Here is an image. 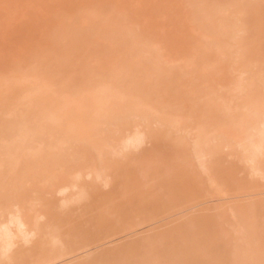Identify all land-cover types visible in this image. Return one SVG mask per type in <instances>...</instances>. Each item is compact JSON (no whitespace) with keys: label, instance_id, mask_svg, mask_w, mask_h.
<instances>
[{"label":"rangeland","instance_id":"rangeland-1","mask_svg":"<svg viewBox=\"0 0 264 264\" xmlns=\"http://www.w3.org/2000/svg\"><path fill=\"white\" fill-rule=\"evenodd\" d=\"M20 121L0 223L44 230L0 264H264V0H0V150Z\"/></svg>","mask_w":264,"mask_h":264},{"label":"bare ground","instance_id":"bare-ground-1","mask_svg":"<svg viewBox=\"0 0 264 264\" xmlns=\"http://www.w3.org/2000/svg\"><path fill=\"white\" fill-rule=\"evenodd\" d=\"M29 90V89H28ZM107 91V90H106ZM109 91V90H108ZM32 92V91H31ZM106 93V92H105ZM105 93L103 92V95L105 96ZM33 94L35 95V93L33 92ZM37 94V93H36ZM99 95H100V93H99ZM102 95V96H103ZM109 93H107V96L109 97ZM97 96V95H96ZM101 96V95H100ZM102 96L101 97H99L101 100H102ZM103 96V97H104ZM107 96L105 97V98H107ZM26 97V96H25ZM29 97V96H28ZM28 97H26V98H28ZM99 98H97V101H99L98 99ZM110 98V97H109ZM122 98V97H121ZM36 99V98H35ZM108 99V98H107ZM106 99V100H107ZM37 100H38V98H37ZM95 100H96V98H95ZM105 100V101H106ZM34 102H35V100H34ZM96 102V101H95ZM101 102H104L103 100L101 101ZM101 102H97V103H101ZM68 103V102H67ZM108 103V102H107ZM90 104V103H89ZM101 104H103V103H101ZM109 104V103H108ZM116 104V103H115ZM39 105V104H38ZM37 104H36V106H38ZM50 105V104H49ZM88 105V104H87ZM99 105V104H98ZM97 106V105H96ZM100 106H103V105H100ZM99 106V107H100ZM133 106V105H132ZM131 106V107H132ZM140 106V105H139ZM70 107V106H69ZM104 107H105V105H104ZM107 107V106H106ZM105 107V108H106ZM38 108H39V106H38ZM54 108L56 109V110H54ZM71 108V107H70ZM101 108V107H100ZM207 108V107H206ZM217 108V107H216ZM40 109V108H39ZM45 109H46V107H45ZM97 109V108H96ZM99 109V108H98ZM102 109H103V111L105 110L104 108H101V111H102ZM47 110V109H46ZM73 110V109H72ZM90 110V109H89ZM112 110H114V109H112ZM129 110V109H128ZM217 110V109H216ZM257 110V109H256ZM49 111V113H47V114H44V115H46L50 120H52V119H57L59 116H58V114H57V108L54 106L53 107V109L51 110H48ZM98 111V110H97ZM97 111H95V112H97ZM102 111V112H103ZM137 111V110H136ZM259 111V110H258ZM261 111V110H260ZM68 112V111H67ZM70 112V111H69ZM99 112V111H98ZM107 112V111H106ZM146 112V111H145ZM212 113H213V111H211ZM220 112V111H219ZM76 113V112H75ZM101 113V112H100ZM100 113H98V114H100ZM104 113V112H103ZM28 114V113H27ZM50 114V115H49ZM102 114V113H101ZM105 114V113H104ZM104 114L102 115V116H104ZM111 114V113H110ZM218 114V113H217ZM216 114V115H217ZM83 115H84V113H83ZM83 115H82V120H85L87 117H89V115H88V113H86L85 114V118L83 117ZM257 116V115H256ZM43 117V116H42ZM47 117H45L44 119H46ZM107 117H108V115H107ZM219 117V116H218ZM252 117V116H251ZM263 117V116H262ZM111 118V117H110ZM64 119V118H63ZM88 119V118H87ZM109 119V118H108ZM39 120V119H38ZM48 120V119H47ZM250 120V119H249ZM15 121V120H14ZM18 121V120H17ZM73 121V120H72ZM90 121V120H89ZM248 121V120H247ZM21 122V123H20ZM19 123L21 124H19V123H17L18 124V126L20 125V128H19V130H20V133H18V134H20V136H22L21 137V141H19L20 143L17 145V146H15V145H13L14 143L12 142V145H13V147H10L9 145H7V143H2V144H6V147L4 148V147H2V149L0 150V154H2V155H4L5 157H6V155H7V157L6 158H4V160L6 159V160H11V161H15V160H17V154H19V156H18V158L20 157L21 158V153H23V154H26V152L24 153V150L25 151H29L31 148H32V143L34 142V141H36V140H38V139H41V138H39V137H42V135L43 134H45L44 132H40L39 131V133L37 132L36 133V131H35V133H34V131H32V128L33 127H30L29 126V123H26L25 121L23 122V121H20ZM67 122V121H66ZM92 122V121H91ZM261 122V121H260ZM65 123V122H64ZM255 123V122H254ZM16 124V125H17ZM68 124V125H67ZM67 124H65V127H64V125H62V130H64L65 132H68V134L72 131H69L70 130V125H73V122L71 123V122H68ZM77 124H78V122H77ZM258 125V124H257ZM256 125V126H257ZM50 126H51V123H50ZM95 126V125H94ZM16 127V126H15ZM72 127V126H71ZM249 127V126H248ZM17 128V127H16ZM75 128H76V126H75ZM243 128V127H242ZM34 129V128H33ZM40 129V128H39ZM38 129V130H39ZM73 129H74V127H73ZM256 131H255V133L256 134H258L259 135V139H257L258 140V142L257 141H255L254 142V140L253 139H255V137H253L252 139H250V141H252V143H251V145L250 146H254L253 148L255 149L253 152H254V154L256 155V154H258V153H256V151L257 152H260V151H263V149H264V122H262V124L261 125H258V127H256ZM3 130V129H2ZM1 130V131H2ZM36 130V129H35ZM41 130H42V128H41ZM59 130V129H58ZM249 130H250V128H249ZM0 131V132H1ZM31 131L33 132V133H31ZM64 131H62V132H64ZM251 131V130H250ZM254 131V130H253ZM5 132V131H4ZM14 132V131H13ZM9 133V132H8ZM40 133H42V135L40 134ZM54 133V132H53ZM12 134V133H11ZM48 134V133H47ZM52 134V133H51ZM66 135H67V133H65ZM71 134V133H70ZM69 134V135H70ZM87 130H85V136H87ZM4 135V134H3ZM0 136V138H3L4 136ZM7 135V134H6ZM41 135V136H40ZM73 135V134H72ZM47 136V135H46ZM68 136V135H67ZM71 136V135H70ZM74 136V135H73ZM75 136H77V135H75ZM133 137H129V139L127 140V145L129 144V145H131V143L133 144L134 142H137V141H139L140 140V142H141V138L142 137H140L139 135H137L136 136V133H135V136L134 135H132ZM6 137V136H5ZM50 138V137H49ZM48 138V139H49ZM71 138V137H70ZM203 138V137H202ZM250 138V137H249ZM20 139V138H19ZM45 138H43V140H44ZM42 140V141H43ZM70 140V139H69ZM68 140V141H69ZM80 140V139H79ZM256 140V139H255ZM81 141H83V139L81 140ZM3 142H4V140H3ZM10 142V141H9ZM253 142H254V144H253ZM1 143V142H0ZM47 143V142H46ZM138 143V142H137ZM198 143H199V141H198ZM197 143V144H198ZM250 143V142H249ZM11 145V144H10ZM11 145V146H12ZM85 145V144H84ZM127 145H125V146H127ZM134 145V144H133ZM201 145V144H200ZM199 145V146H200ZM199 146H197V147H199ZM8 147V148H7ZM90 147H91V145L89 146V149L88 150H90ZM129 147V146H128ZM127 147V148H128ZM201 147H202V145H201ZM4 148V149H3ZM7 148V149H6ZM21 149L20 150V152H19V150H17V149ZM126 148V147H125ZM200 148V147H199ZM56 149H58L57 147L55 148V150ZM92 150V149H91ZM90 150V151H91ZM18 151V152H17ZM21 151H23V152H21ZM33 151V150H32ZM202 151V150H201ZM37 152H38V150H37ZM37 152H35V150H34V153H37ZM197 152V151H196ZM214 152V151H213ZM32 153V152H31ZM41 153V152H40ZM198 153V152H197ZM16 154V155H15ZM55 154V153H54ZM200 154V153H199ZM198 154V155H199ZM9 155V156H8ZM13 155H15L14 157H15V159L14 158H12V156ZM35 155V154H34ZM44 155V154H43ZM42 156V155H41ZM9 157V158H8ZM33 154H32V159H33ZM252 158H253V153H252V156H251ZM19 158V159H20ZM31 158V157H30ZM40 157H38V159H39ZM255 158H258V156L256 155V157H254V160H253V162L254 161H256V162H258L257 160H255ZM18 159V160H19ZM42 159V158H41ZM46 159V158H45ZM251 159V158H250ZM21 160H24L23 158H21ZM21 160H20V162H21ZM48 160H49V158H48ZM53 160H55L54 159V157H53ZM259 160V159H258ZM29 161V160H28ZM32 161V160H31ZM36 161H38V160H35V162ZM16 162V161H15ZM15 162H13V164H15ZM19 162V161H18ZM18 162H16V164L18 163ZM25 162V161H24ZM50 162V161H49ZM256 162H254V163H256ZM26 163V162H25ZM32 165H33V163L32 162H30ZM30 163H27L26 164V166H28V165H30ZM108 163V162H107ZM43 164V163H42ZM109 164V163H108ZM22 165H24V164H22ZM21 165V166H22ZM31 165V166H32ZM41 165V164H40ZM10 166H12V167H14V168H16L17 166L16 165H9V168H10ZM33 166H35V165H33ZM44 166V165H43ZM52 166H53V164H52ZM54 167V166H53ZM47 168V167H46ZM17 170H18V167L16 168ZM38 169V168H37ZM36 169V170H37ZM257 169V168H256ZM13 170H15V169H13ZM21 170V169H20ZM24 170V169H23ZM259 171V170H258ZM4 173L6 172V171H3ZM3 172H1L0 171V174H3ZM13 172V171H12ZM46 172V171H45ZM15 173V172H14ZM98 173V172H97ZM39 174V173H38ZM97 175V174H96ZM98 175H100L99 173H98ZM97 175V176H98ZM4 179V178H3ZM1 180V179H0ZM4 181H5V179H4ZM3 181V182H4ZM173 185V184H172ZM4 186V185H3ZM173 187V186H172ZM175 187V186H174ZM8 195V194H7ZM2 196H4V194H2ZM84 196V195H83ZM82 196V197H83ZM5 197V196H4ZM5 201V200H4ZM16 210V209H15ZM12 210V211H10L9 213L11 214L10 216H8L7 218V220L9 221V223L7 222L6 223V221H5V223L3 224V223H0V243H1V246H2V248L0 249V251H1V254L5 257V255H7L8 253H10L11 252V249H14V246L16 245L15 243H16V238L17 237H19V236H21L24 240H25V242H28V241H30L31 240V238L32 237H34V236H36V233L38 232V231H41L42 229L44 230V228L41 226V225H38L39 223H37L36 221L34 222V224H33V226H31V222H30V220H28L25 216H24V214H23V212L20 210V209H18V210ZM55 217V216H54ZM56 218V217H55ZM52 219H53V217H52ZM1 222V221H0ZM10 224H15L16 225V228H17V231L15 232V230H13L12 228H11V225L9 226ZM30 224V225H29ZM35 226V227H34ZM14 227V226H13ZM94 239H95V237L94 238H92V239H88L87 241H84V242H82V243H80V244H82V245H84L85 243H89L90 241L92 242V241H94ZM55 241V240H54ZM89 241V242H88ZM89 245V244H88ZM85 246H87V245H85ZM85 246H83V247H85ZM132 247V246H131ZM129 248H130V246H129ZM129 248H127L128 250H129ZM136 248V247H135ZM132 249V248H131ZM128 250H126L125 249V251H128ZM135 250V249H134ZM124 253H125V251L124 250H122ZM57 254H56V253ZM54 253H53V255H48V256H46V260L47 261H53L54 259H59V257H60V255L61 256H63V254L65 253L64 251H61V250H59V252L56 250ZM64 252V253H63ZM121 252V251H120ZM120 252H119V254H120ZM124 253H123V255H124ZM127 253V252H126ZM105 254V253H104ZM118 254V253H117ZM9 255V254H8ZM57 255V256H56ZM103 255V254H102ZM102 255H100V257L102 256ZM114 255V256H113ZM115 255H116V253L114 254V253H111V256H113V258L111 259L109 256L110 255H108L107 257H109L108 259H107V257H105L106 255H104V257L102 256L101 258H99L100 260H102L103 258V262H104V260H107L109 263H110V261H109V259L111 260V263L113 264V262H112V260L114 259V257H115ZM118 255H116V257H115V259L116 258H118V257H121V255H119L118 257H117ZM13 257V256H12ZM99 257V256H98ZM11 258V257H10ZM97 258V257H96ZM95 258V259H96ZM125 258V257H124ZM123 258V259H124ZM95 259H93V260H95ZM98 258H97V260H95L96 261V263L98 262V260H99ZM114 259V260H115ZM11 260H12V258H11ZM92 260V261H93ZM113 260V261H114ZM116 260H118L119 261V258L118 259H116ZM116 260L114 261V263L116 262ZM120 260H122V259H120ZM95 261L93 262V263H95ZM118 261H117V263H118ZM86 262H88V261H86ZM89 262H90V260H89ZM83 263V262H82ZM92 263V264H93ZM99 263V262H98ZM100 263H101V261H100ZM110 263V264H111ZM122 263V262H121ZM79 264H81V263H79ZM87 264H91V263H87ZM107 264V263H106ZM123 264V263H122ZM200 264V263H199Z\"/></svg>","mask_w":264,"mask_h":264}]
</instances>
